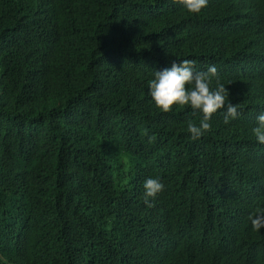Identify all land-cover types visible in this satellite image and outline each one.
<instances>
[{"label": "trees", "instance_id": "obj_1", "mask_svg": "<svg viewBox=\"0 0 264 264\" xmlns=\"http://www.w3.org/2000/svg\"><path fill=\"white\" fill-rule=\"evenodd\" d=\"M183 59L240 105L195 140L149 94ZM261 113L264 0H0V264H264Z\"/></svg>", "mask_w": 264, "mask_h": 264}, {"label": "clouds", "instance_id": "obj_2", "mask_svg": "<svg viewBox=\"0 0 264 264\" xmlns=\"http://www.w3.org/2000/svg\"><path fill=\"white\" fill-rule=\"evenodd\" d=\"M178 2L191 13H199L208 5V0H178ZM195 62L191 59L173 61L171 67L155 70L154 78L148 81L150 96L156 107L168 113L174 105L190 106L193 111H200L202 118L197 125L188 123V132L193 140L200 138L211 129L210 120L218 110L224 109V123L228 124L240 113L239 103L229 102V90L219 81L216 66L212 65L206 71H195ZM216 87H211L213 79ZM187 86V87H186ZM249 117V123L254 125L252 132L257 141L264 144V113ZM144 203L148 207L153 204L150 198H155L164 190V184L158 178H148L144 182ZM254 231L264 228V209H255L248 217ZM264 253L263 250L252 255L257 257Z\"/></svg>", "mask_w": 264, "mask_h": 264}, {"label": "rangeland", "instance_id": "obj_3", "mask_svg": "<svg viewBox=\"0 0 264 264\" xmlns=\"http://www.w3.org/2000/svg\"><path fill=\"white\" fill-rule=\"evenodd\" d=\"M124 193V192H123ZM124 195V194H123ZM125 197V196H124Z\"/></svg>", "mask_w": 264, "mask_h": 264}]
</instances>
